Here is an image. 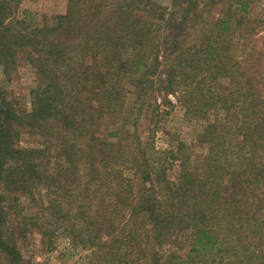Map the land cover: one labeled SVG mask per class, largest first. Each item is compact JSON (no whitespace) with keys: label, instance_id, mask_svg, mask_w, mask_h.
Segmentation results:
<instances>
[{"label":"trees","instance_id":"obj_1","mask_svg":"<svg viewBox=\"0 0 264 264\" xmlns=\"http://www.w3.org/2000/svg\"><path fill=\"white\" fill-rule=\"evenodd\" d=\"M21 1L0 0V69L38 84L26 111L0 83V264H33L23 199L72 264H264L263 1L67 0L42 24ZM177 106L205 124L161 150Z\"/></svg>","mask_w":264,"mask_h":264},{"label":"rangeland","instance_id":"obj_2","mask_svg":"<svg viewBox=\"0 0 264 264\" xmlns=\"http://www.w3.org/2000/svg\"><path fill=\"white\" fill-rule=\"evenodd\" d=\"M166 2L167 0H162ZM264 3V0H262ZM260 6V5H259ZM261 7L256 12H260ZM67 10V0H22L16 7L17 16L27 15L37 24L44 21H51V17L57 14H64ZM0 83L5 87L10 99L19 103L20 108L29 111L31 109L30 92L38 84L35 70L26 62H21L10 81H7L2 75L0 69ZM131 97V96H130ZM130 99V98H129ZM223 118V113L213 114L211 120ZM164 125V129L159 130L156 134V142L159 149H168L172 142V136L175 135L187 140H193L195 135L192 131L203 126L205 122H189L184 117V112L179 106ZM143 138L147 136V129L144 123L141 125ZM145 131V132H144ZM173 133V134H169ZM39 138L35 135H23V146H34ZM201 149H194L199 153ZM19 216L14 215L13 230L14 236L18 243V248L23 256L33 264H72L80 260L85 251L79 247H74L70 239L58 237L51 246L45 241L39 232V228L30 225L31 217L35 209L31 203L23 199L21 206L18 208ZM16 217V218H15ZM32 221V220H31Z\"/></svg>","mask_w":264,"mask_h":264}]
</instances>
